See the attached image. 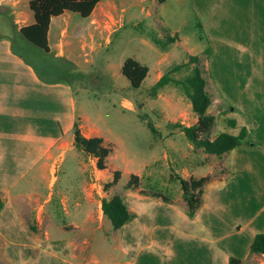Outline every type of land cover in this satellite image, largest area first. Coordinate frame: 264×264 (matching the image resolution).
Instances as JSON below:
<instances>
[{
	"label": "crops",
	"instance_id": "1",
	"mask_svg": "<svg viewBox=\"0 0 264 264\" xmlns=\"http://www.w3.org/2000/svg\"><path fill=\"white\" fill-rule=\"evenodd\" d=\"M129 1L146 9L145 0ZM188 1L211 45L199 57L205 73L244 75L238 89L248 96L237 103L238 111L243 110L232 134L245 125L246 138L253 144H240L220 155L225 172L205 183L193 216L182 190L173 196L141 186L118 192L117 182L104 188L99 173L108 167L99 169L96 158L74 144V124L85 136L100 135L79 123L72 85L50 80L44 73L49 71L46 64L31 62L17 47L19 28L34 22L31 9L21 13L9 19L12 33L0 34V264H230L231 257L244 264L264 256L250 252L255 235L264 233V0ZM116 7L100 0L75 23V36L88 32L94 37L108 25ZM76 13L66 10L51 18L49 53L51 38L58 46L70 35L68 18ZM65 15V20L53 23ZM65 42L53 57L71 60L66 50L72 42ZM225 43L240 52L231 58L234 68L211 71L212 60L224 58ZM186 52L198 55L192 48ZM223 102L230 106L228 100ZM225 109L222 114L229 121ZM227 127L222 119L221 129L210 138ZM69 152L77 157L84 153L92 165L87 168L84 162L83 179L58 185L59 168ZM192 173L184 178L207 175ZM113 194H119L133 213L118 228L101 206ZM103 257L109 261L102 262Z\"/></svg>",
	"mask_w": 264,
	"mask_h": 264
},
{
	"label": "rangeland",
	"instance_id": "2",
	"mask_svg": "<svg viewBox=\"0 0 264 264\" xmlns=\"http://www.w3.org/2000/svg\"><path fill=\"white\" fill-rule=\"evenodd\" d=\"M104 1H112L117 7L112 10L108 25L94 37L86 32L84 37L78 36V40L73 29L75 23L83 21V18L76 13L68 18L70 35L62 37L58 46L51 38L53 52L50 54L22 35L16 39L17 47L31 62L39 64L43 61L48 65L49 71L44 70V73L50 80L61 79L72 85L79 123L86 128L91 126L92 133L102 136L104 144L110 147L106 159L108 169L99 173L103 179L102 186L109 187L106 184L113 178L114 171H118L115 186L118 192L141 186L173 196L181 190L180 176L184 178L192 172L207 174L211 178L222 176L225 170L221 156L194 148L182 130V125H191L196 121V113L177 81L183 79L194 64L178 70L171 69L173 65L188 60L186 51L190 48L199 57L205 49L206 53L208 48L211 50L201 18L197 17L192 2L145 0L146 9L142 10L134 4L129 5V0ZM0 3V34H11L9 19L21 16V13H30L29 0H0ZM66 18V15L60 16L53 23ZM179 38L181 43L175 44ZM67 40L72 42L66 50L71 60L53 57ZM83 40H86L85 48L82 46ZM25 44L29 45V49L23 47ZM223 48L224 58L212 60L211 71L234 68L231 58L240 52L226 43ZM128 56L149 67L138 87L132 86L121 72L122 62ZM199 62L211 100L207 112L216 118L210 133L215 134L221 129L222 119L229 128L225 132L233 133V125L242 116L243 110L238 111L237 103L248 96L247 91L238 89L240 84L242 87L244 75L226 72L208 75L203 57L199 58ZM164 73H168L170 81L153 89L158 75ZM224 100H228L229 107L224 106ZM223 108L230 114V122L226 121ZM242 128L247 134L245 125L240 130ZM240 130L236 133L239 134ZM84 162L87 168H91L92 164L84 159V153L77 157L74 152H69L59 168L58 185L72 178L83 179ZM107 261L106 257L102 258V262ZM244 264H264V256H254L245 260Z\"/></svg>",
	"mask_w": 264,
	"mask_h": 264
},
{
	"label": "trees",
	"instance_id": "3",
	"mask_svg": "<svg viewBox=\"0 0 264 264\" xmlns=\"http://www.w3.org/2000/svg\"><path fill=\"white\" fill-rule=\"evenodd\" d=\"M99 1L100 0H30L29 6L34 13V22L20 27L17 32L34 45L41 48L43 52L49 53L48 29L51 18L62 14L66 10L77 12L81 16L86 17L92 12L93 8ZM164 1L165 0H158L160 3ZM192 63L194 65L192 66L191 71L183 79L176 81L181 85L184 93L190 99L192 109L197 115V120L193 124L182 125V130L193 147L202 148L208 153L221 155L230 151L237 145L253 144V142L245 139L246 131L244 128H242L239 134L221 131L214 137L210 138L209 134L214 124L215 116L207 112L211 100L209 93L205 88L206 79L202 75L199 66V56L189 55L186 62L175 64L171 69L178 70L184 66L188 67ZM148 71L149 67L147 64L141 63L131 56L126 57L121 65L122 74L134 87L141 85ZM169 81L170 77L168 73H164L153 84L152 88L157 89ZM73 133L74 144L81 148L85 153L94 156L96 158V165L99 169L105 168L107 166L106 159L111 149L104 144L103 137L98 135H83L76 122L73 127ZM132 177L136 178L134 175H132ZM118 178L119 172L114 171L113 179L108 182L106 186L116 183ZM178 179L181 184L182 197L187 205V212L190 216H193L201 204L203 186L211 179V176H190L188 178L180 176ZM129 184L130 181L128 182V185ZM157 195H160L164 200H168L166 196L161 195L160 193ZM101 206L103 214L109 218L114 228L120 227L133 217V213L128 210L125 202L119 194H113L109 198H104ZM250 252L264 254V233L259 232L255 235L250 245ZM230 264H240V260L231 257Z\"/></svg>",
	"mask_w": 264,
	"mask_h": 264
}]
</instances>
